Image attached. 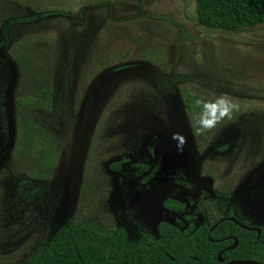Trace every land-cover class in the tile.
<instances>
[{"label":"rangeland","instance_id":"374dc122","mask_svg":"<svg viewBox=\"0 0 264 264\" xmlns=\"http://www.w3.org/2000/svg\"><path fill=\"white\" fill-rule=\"evenodd\" d=\"M219 96L236 107L201 129ZM148 147L241 219L264 215V23L207 28L195 0H0V264L69 221L153 232L187 182L139 185Z\"/></svg>","mask_w":264,"mask_h":264},{"label":"trees","instance_id":"16d2710c","mask_svg":"<svg viewBox=\"0 0 264 264\" xmlns=\"http://www.w3.org/2000/svg\"><path fill=\"white\" fill-rule=\"evenodd\" d=\"M137 3L141 10L142 0ZM195 9L199 24L211 29L238 33L264 23V0H195ZM157 230L159 237L142 231L138 242L127 244L121 228H104L94 221H69L57 228L23 264L218 263L215 254L221 242L211 243L203 236L198 240L200 247L195 248L193 237L180 234L164 221L157 223ZM233 234L239 242L236 251H243L245 243L240 246L243 237L238 232Z\"/></svg>","mask_w":264,"mask_h":264},{"label":"flooded vegetation","instance_id":"af4514ba","mask_svg":"<svg viewBox=\"0 0 264 264\" xmlns=\"http://www.w3.org/2000/svg\"><path fill=\"white\" fill-rule=\"evenodd\" d=\"M149 148H151V151ZM157 155H160V153L154 155L152 147H148L145 156H133L135 161L131 162L132 175L136 176L139 185L148 186L170 173L180 176L181 181H185L187 184L180 181L169 184L171 191L164 194L160 201L161 211L166 217L156 222L153 232L144 229L145 226L134 233L130 227H124V225L111 229H123V236H125L127 244H131L140 240L142 231L150 236L159 237L157 223L164 221L178 230L180 234L190 238L193 237L192 244L195 248L199 246L198 240L203 236H206L211 243L221 242L215 254L218 263L206 262L204 264H227L233 260H253L264 263L262 261L264 259L263 213L262 215L253 216L249 220L241 219L235 207L231 206L227 200L217 199V192L213 190L210 179L196 177L176 163L167 168L159 169L156 165H158L160 156L157 161L154 160ZM109 171L118 174L121 169L115 168L109 169ZM120 180L125 182L124 178ZM206 180H209L210 183H207ZM236 220L247 227L256 228L258 231L242 227L235 222ZM212 232H214V236H211ZM234 232H238L243 237L240 241V246L242 242L245 243L243 251H236L239 242L233 234ZM119 246L121 247L122 243ZM218 253H220V257H218ZM238 256L243 258H238ZM191 257L202 263V260L198 259L196 255H191Z\"/></svg>","mask_w":264,"mask_h":264},{"label":"clouds","instance_id":"9594fccd","mask_svg":"<svg viewBox=\"0 0 264 264\" xmlns=\"http://www.w3.org/2000/svg\"><path fill=\"white\" fill-rule=\"evenodd\" d=\"M198 105L202 104V101L197 100ZM236 105L231 104L226 96H219L216 98L215 103H203L204 111L201 113L199 125L201 129L208 130L214 127L220 119L225 116H229L231 111Z\"/></svg>","mask_w":264,"mask_h":264},{"label":"water","instance_id":"95a60500","mask_svg":"<svg viewBox=\"0 0 264 264\" xmlns=\"http://www.w3.org/2000/svg\"><path fill=\"white\" fill-rule=\"evenodd\" d=\"M159 156H160V155H157V156L155 157L154 160L157 161ZM206 181H207V183H210L209 180H206ZM235 222H236L237 224L241 225L242 227L247 228V229H252V230H257V231H258V229L247 227V226L243 225L242 223H240V222L237 221V220H236ZM219 254H220V253L217 254L218 257H220ZM219 260H220V258H219ZM227 264H264V263H262V262H258V261H253V260H233V261L228 262Z\"/></svg>","mask_w":264,"mask_h":264}]
</instances>
